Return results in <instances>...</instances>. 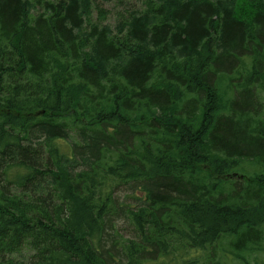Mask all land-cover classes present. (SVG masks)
I'll use <instances>...</instances> for the list:
<instances>
[{"label": "trees", "instance_id": "trees-1", "mask_svg": "<svg viewBox=\"0 0 264 264\" xmlns=\"http://www.w3.org/2000/svg\"><path fill=\"white\" fill-rule=\"evenodd\" d=\"M0 264H264V0H0Z\"/></svg>", "mask_w": 264, "mask_h": 264}, {"label": "rangeland", "instance_id": "rangeland-1", "mask_svg": "<svg viewBox=\"0 0 264 264\" xmlns=\"http://www.w3.org/2000/svg\"><path fill=\"white\" fill-rule=\"evenodd\" d=\"M257 170L258 168L255 165L248 162L244 163L243 167L238 169V173L244 174L246 176H252Z\"/></svg>", "mask_w": 264, "mask_h": 264}]
</instances>
